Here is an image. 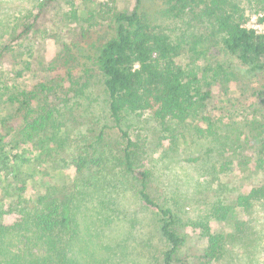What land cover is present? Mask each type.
Returning a JSON list of instances; mask_svg holds the SVG:
<instances>
[{"label": "rangeland", "instance_id": "1", "mask_svg": "<svg viewBox=\"0 0 264 264\" xmlns=\"http://www.w3.org/2000/svg\"><path fill=\"white\" fill-rule=\"evenodd\" d=\"M168 1L140 0L137 6L151 25L178 42L183 67L204 71L208 66L212 93L199 116L211 118L216 135L197 137L195 128L208 129L207 121L189 118L165 125L180 132L176 144H169L167 132L148 111L126 114L120 128L113 123L95 55L113 34L114 13L132 8L134 0H58L46 5L39 28L11 43L0 59V211L11 206L19 219L15 229L0 235L1 264L12 262L5 258L16 253L25 259L40 255L34 224L19 209H32L40 197L53 201L72 196L77 226L68 240V264L70 259L77 260L71 264H103L106 259L114 264H161V252L168 245L155 230L158 210L144 204L137 193L140 182L116 159L127 138L136 165L148 171L150 195L171 207L185 225L176 264H264V201L239 207L232 220H222L221 212L239 194L261 185L264 171L244 169L220 154L234 146L238 132L250 129L252 122H264V68L252 71L227 52L203 23L197 6L189 4L174 15ZM43 2L0 0V45L31 20ZM241 3L243 23L264 31V0ZM20 92L34 99L18 111L19 103L10 99ZM45 113L70 141L44 152L29 145L11 149L7 136L24 125L23 117ZM100 130L103 136L97 141ZM79 157L96 162L95 181L85 179L84 168L77 169L74 159ZM242 158L247 163V157ZM98 187L112 188L117 201L107 202V207L102 203L105 190L99 193ZM105 213H110L109 222ZM17 260L14 264H23V259Z\"/></svg>", "mask_w": 264, "mask_h": 264}, {"label": "trees", "instance_id": "2", "mask_svg": "<svg viewBox=\"0 0 264 264\" xmlns=\"http://www.w3.org/2000/svg\"><path fill=\"white\" fill-rule=\"evenodd\" d=\"M56 1L58 0H44L32 19L22 24L9 41L0 45V59L11 43L23 39L28 33L39 28L43 22L44 7ZM134 1L132 8L114 13L113 34L97 47L95 55V65L108 99V111L113 123L120 128L121 120L126 114L140 115L148 111L158 120L161 127L163 126V132H167L165 137H168L169 144H176L180 132L176 128L167 130L165 125L170 122L177 125L189 118L207 121L208 129L199 126L195 128L194 134L197 137L216 135V131L212 130L215 124L211 118L208 115L199 116V113L207 108L212 93L213 78L205 71L208 66L204 71L183 67L178 62L181 53L178 42H175L167 32L151 25L137 6L140 0ZM241 2L242 0H169L168 11L179 15L187 5L197 6L203 23L210 29L212 35L219 36L222 47L247 64L252 71L257 72L264 68V32L243 23L245 7ZM213 73L216 75L218 72L213 69ZM41 87L44 88L43 85ZM33 99L32 94L20 92L13 94L10 100L19 103L17 110L20 111ZM23 119L24 125L7 136V143L11 149L17 150L21 145H29L44 152L51 150V147L64 144L66 140L70 141L68 133L60 130V126L50 113L41 114L36 118H28L25 115ZM250 125V129L237 133L233 147H225L220 154L224 161H234L244 169L253 167L255 170L264 171V122H258V125L252 122ZM121 132L124 137L127 136L124 131ZM102 136L103 130H100L96 140H100ZM130 144L131 140L127 138L116 159L140 182L137 193L144 204L158 210L160 220L155 224V230L168 245L167 249L161 252V264H176L179 261L178 257L182 256L181 251L185 242L182 231L185 225L177 219L171 207L160 204L150 195L146 184L148 171L136 165L134 153L129 148ZM19 156L17 153L14 155L15 158ZM241 157H247L245 159L247 163ZM101 158L103 157L98 156L97 159ZM74 163L77 169L83 171L84 168L87 181H95L98 178L95 161L79 157L74 159ZM35 165L37 163L33 166ZM98 188L99 193L105 190V199L102 203L107 207L111 204L107 202L117 201L112 188ZM72 200L73 196L53 201L47 197H40L32 209H19V212L21 214L24 212L34 224V231L37 234L35 245L40 255L33 254L25 259L16 253V257L5 258V261H12L9 264H14L18 263L17 258H20L23 259V264H68L65 258L66 252H70L68 240L77 226ZM253 200L264 201V182L251 188L247 193L239 194L233 205L223 206L222 220L234 219L238 213L237 209L250 208ZM117 206L121 211L119 205L115 206L116 209ZM11 212V206L0 211V235L8 229H15V224L19 222ZM104 216L105 222H109L110 213H105ZM209 248L216 250L212 245H209ZM73 261L70 259V264ZM103 264L114 262L112 259H106Z\"/></svg>", "mask_w": 264, "mask_h": 264}, {"label": "built area", "instance_id": "3", "mask_svg": "<svg viewBox=\"0 0 264 264\" xmlns=\"http://www.w3.org/2000/svg\"><path fill=\"white\" fill-rule=\"evenodd\" d=\"M253 28H255V27H253ZM256 29V28H255ZM257 30V29H256ZM257 31H259V30H257ZM259 32H264V31H259Z\"/></svg>", "mask_w": 264, "mask_h": 264}]
</instances>
